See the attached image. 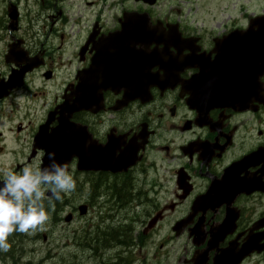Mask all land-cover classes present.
Listing matches in <instances>:
<instances>
[{
    "label": "flooded vegetation",
    "instance_id": "af4514ba",
    "mask_svg": "<svg viewBox=\"0 0 264 264\" xmlns=\"http://www.w3.org/2000/svg\"><path fill=\"white\" fill-rule=\"evenodd\" d=\"M4 2L16 6L8 9H14L18 24L6 48L0 49V54L9 49L14 54L26 53L27 58H35L40 67L25 76L21 81L23 86L0 98V163L11 156L12 145L16 156L31 155L33 131H37L49 118L50 112L63 102L62 96L55 105L42 106L35 114L28 112L14 119L13 116L19 112L10 118L4 113V108L20 109L29 76L43 70L46 77L57 78L54 65L42 60L38 53H34V48L27 49L25 38L18 36L23 15L32 24L38 17L42 18L31 19L30 14H24L23 4L31 3L29 7H37L43 16L48 11L54 15L60 11L58 4L51 3V0ZM3 20L4 27L9 28L8 10ZM118 20L119 17L116 18ZM234 24L225 23L223 37ZM101 30L107 34L111 29L101 24ZM62 39L60 34L61 43ZM215 39L203 40L208 53L216 48ZM10 44L13 47H9ZM80 49L79 43L69 45L66 53L71 57L59 61L56 67L73 70L72 84L76 82V73L91 64L94 54L92 44L86 46L83 56ZM214 57L215 54L212 59ZM17 66L23 65L8 64L5 58H0L1 78L6 81L12 73L19 75L21 71H16ZM210 80L208 78V82ZM67 85L68 82L61 83L64 88ZM123 94L124 91L119 94L105 92V112L77 111L71 114L73 122L86 125L93 137L104 145L108 144L107 138L111 135H127V141L136 136L133 158L138 161L127 173L112 176L105 172L89 173V206L94 207L108 194L107 197H115L112 207L124 206L140 216L131 218V225H120L115 233H112L110 222H99L101 236L83 240L93 264H110L113 257L119 260V264L143 259L141 250L136 254L131 250L135 242H140L136 239L149 227L152 218H158L159 222L149 232L153 242L147 248V256L152 261L147 264H264V120H258V127L254 129L245 123L230 127L221 124V111L210 109L207 115L202 116V126L197 127L198 113L189 105V95L182 87L164 91L156 89L150 104L135 100L118 109L119 112H112ZM33 121L35 128H31ZM57 124L58 119L51 123L52 126ZM163 226L168 234L160 241L164 245L177 244L166 255L162 254L163 246L160 251L155 249ZM0 260L10 262L13 257L8 255Z\"/></svg>",
    "mask_w": 264,
    "mask_h": 264
},
{
    "label": "clouds",
    "instance_id": "9594fccd",
    "mask_svg": "<svg viewBox=\"0 0 264 264\" xmlns=\"http://www.w3.org/2000/svg\"><path fill=\"white\" fill-rule=\"evenodd\" d=\"M49 163L25 164L0 175V252H8L13 233L43 231L56 201L75 191L77 181L67 162L48 154Z\"/></svg>",
    "mask_w": 264,
    "mask_h": 264
},
{
    "label": "rangeland",
    "instance_id": "374dc122",
    "mask_svg": "<svg viewBox=\"0 0 264 264\" xmlns=\"http://www.w3.org/2000/svg\"><path fill=\"white\" fill-rule=\"evenodd\" d=\"M197 1H200L197 11H201L202 13L203 12H208L210 10H213L214 9V6H213L214 1H220L221 3H224L226 1H230L231 2L229 4L230 5V9L231 10H235L236 9L237 11H240L239 12L240 16H244L245 15V9H250L251 12H256V11H259V10L264 8V0H197ZM169 2H171V1H169V0H161L160 8L158 7L159 11H161V10H166V11L170 10L171 8H170V5H169ZM181 2L183 4L190 5V0H174V3L172 5L174 11H176V12H182L183 11V7L181 5ZM238 3H239V5H238ZM189 14H191V11L190 10H186L184 16H188ZM78 201H80V200L77 199L75 201V203H77ZM95 236H101V234L98 233ZM59 238H60V234L58 233V234H56L55 239H59Z\"/></svg>",
    "mask_w": 264,
    "mask_h": 264
},
{
    "label": "water",
    "instance_id": "95a60500",
    "mask_svg": "<svg viewBox=\"0 0 264 264\" xmlns=\"http://www.w3.org/2000/svg\"><path fill=\"white\" fill-rule=\"evenodd\" d=\"M61 131H62V130H61ZM61 131H60V132H61Z\"/></svg>",
    "mask_w": 264,
    "mask_h": 264
},
{
    "label": "trees",
    "instance_id": "16d2710c",
    "mask_svg": "<svg viewBox=\"0 0 264 264\" xmlns=\"http://www.w3.org/2000/svg\"><path fill=\"white\" fill-rule=\"evenodd\" d=\"M113 233V232H112Z\"/></svg>",
    "mask_w": 264,
    "mask_h": 264
}]
</instances>
